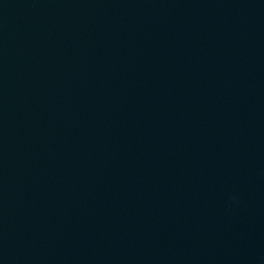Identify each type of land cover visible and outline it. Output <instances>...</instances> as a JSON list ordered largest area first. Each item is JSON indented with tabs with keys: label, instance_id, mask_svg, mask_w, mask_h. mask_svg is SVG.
<instances>
[{
	"label": "water",
	"instance_id": "obj_1",
	"mask_svg": "<svg viewBox=\"0 0 264 264\" xmlns=\"http://www.w3.org/2000/svg\"><path fill=\"white\" fill-rule=\"evenodd\" d=\"M0 264H264V0H0Z\"/></svg>",
	"mask_w": 264,
	"mask_h": 264
}]
</instances>
